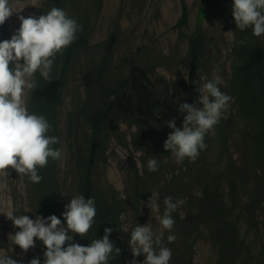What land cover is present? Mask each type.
Returning a JSON list of instances; mask_svg holds the SVG:
<instances>
[{
  "label": "rangeland",
  "instance_id": "obj_1",
  "mask_svg": "<svg viewBox=\"0 0 264 264\" xmlns=\"http://www.w3.org/2000/svg\"><path fill=\"white\" fill-rule=\"evenodd\" d=\"M9 4L13 14L0 25V41L19 29V17L53 7L81 30L57 54L50 78L37 72L35 88L25 90L29 113L45 116L62 155L38 168L39 183L14 169L0 173V254L20 264L38 256L43 264L42 242L23 252L9 237L19 229L6 215H56L66 224L65 205L82 195L94 200L96 216L86 236L69 233L71 243L88 246L110 227L108 264H143V254L132 255L130 233L151 222L158 234L170 196L184 203L172 213L171 231L163 230L169 264H264V35L237 28L233 0ZM214 76L230 105L199 156L178 163L163 146L172 131L166 122L180 127L186 113L179 105L197 102V90ZM152 158L158 170L150 172ZM153 194L156 212L148 207Z\"/></svg>",
  "mask_w": 264,
  "mask_h": 264
},
{
  "label": "clouds",
  "instance_id": "obj_2",
  "mask_svg": "<svg viewBox=\"0 0 264 264\" xmlns=\"http://www.w3.org/2000/svg\"><path fill=\"white\" fill-rule=\"evenodd\" d=\"M12 14L9 0H0V25ZM232 16L241 31L252 27L254 36L264 35V0H233ZM19 19V29L10 39L0 41V173L7 174L9 169H14L19 175H27L31 182L39 183L42 177L38 168L45 167L49 158L59 159L62 153L52 147L58 139L47 135L50 124L45 116L29 113L25 90L35 88L33 78L37 72L45 80L50 78L57 54H62L76 39L81 28L74 18L56 7L38 17L21 16ZM221 83V78L214 76L197 90V102L179 105L178 111L186 113L180 127L176 126L175 119L166 122L172 131L163 146L178 163L185 158L194 161L199 156L200 150L207 147L205 135L227 111L232 97L220 91ZM148 170H158L155 158L148 160ZM163 203L158 234L153 231L151 222L146 226L137 224L130 233L128 244L132 255L143 254V264H169L171 260V250L162 243L163 230L171 231L175 224L172 213L184 201L173 202L169 196ZM148 207L159 211L157 194L149 197ZM62 215L66 224L56 215L47 218L37 215L33 220L27 215L9 213L7 218L19 229L9 237L23 252L34 248L36 240L41 241L45 247L43 264H108L114 253L113 242L109 240L112 228H105L104 236L93 239L88 246L71 243L73 235L69 234L81 237L88 234L96 216L94 200L77 195L65 205ZM167 240L172 242L175 236L169 235ZM115 253L120 254V249L116 248ZM0 264H20V261L5 253L0 254ZM29 264H41V260L37 256ZM131 264L137 261L134 259Z\"/></svg>",
  "mask_w": 264,
  "mask_h": 264
}]
</instances>
